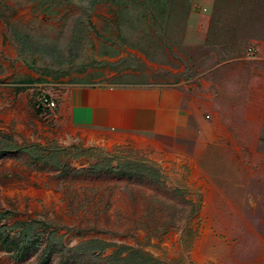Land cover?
Segmentation results:
<instances>
[{
    "label": "rangeland",
    "instance_id": "1",
    "mask_svg": "<svg viewBox=\"0 0 264 264\" xmlns=\"http://www.w3.org/2000/svg\"><path fill=\"white\" fill-rule=\"evenodd\" d=\"M9 43L53 93L210 80L264 54V0H0ZM21 105L0 103V264H264V134L257 152L210 145L198 176L161 144L70 147Z\"/></svg>",
    "mask_w": 264,
    "mask_h": 264
},
{
    "label": "crops",
    "instance_id": "2",
    "mask_svg": "<svg viewBox=\"0 0 264 264\" xmlns=\"http://www.w3.org/2000/svg\"><path fill=\"white\" fill-rule=\"evenodd\" d=\"M184 21L190 23L189 19H180L178 23ZM18 56L16 45L9 43L0 47V66L4 69L0 79L6 77L19 82L14 86L0 84V100L3 98L5 105L22 100L21 107L27 109L26 119H31L41 131L49 128L53 138L63 139L70 147L82 145L84 149L111 153L123 147L147 150L153 144H161L169 160L182 159L181 166L186 160L194 159L192 165L199 176V160L210 145L221 139L228 138L255 152L262 145L264 54L233 61L227 72L215 71L210 80L199 75L190 81L173 78L165 85L66 83L58 93L48 91L46 84H38L56 102V107L46 112V118L41 110L35 111L37 95L24 87L29 81L43 79L18 60ZM173 62L172 58V65ZM184 70L183 67L180 71ZM166 71L179 70L167 65ZM53 81L45 79L46 83ZM223 99L229 103L227 109L224 107L227 117L221 114Z\"/></svg>",
    "mask_w": 264,
    "mask_h": 264
},
{
    "label": "built area",
    "instance_id": "3",
    "mask_svg": "<svg viewBox=\"0 0 264 264\" xmlns=\"http://www.w3.org/2000/svg\"><path fill=\"white\" fill-rule=\"evenodd\" d=\"M253 50H254L253 47H251L248 51L252 52ZM24 87L27 90H29L31 93L37 95L38 109L41 110L43 114H45V118H46L47 117L46 112L54 109L56 107V102L48 98L46 93L41 90V86H39L38 84H29V85H25Z\"/></svg>",
    "mask_w": 264,
    "mask_h": 264
},
{
    "label": "trees",
    "instance_id": "4",
    "mask_svg": "<svg viewBox=\"0 0 264 264\" xmlns=\"http://www.w3.org/2000/svg\"><path fill=\"white\" fill-rule=\"evenodd\" d=\"M29 152H31V149H28Z\"/></svg>",
    "mask_w": 264,
    "mask_h": 264
}]
</instances>
